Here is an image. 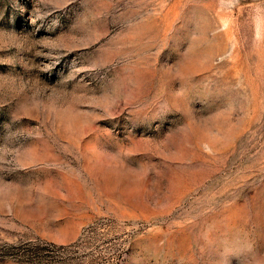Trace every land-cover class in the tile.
I'll list each match as a JSON object with an SVG mask.
<instances>
[{
  "label": "rangeland",
  "instance_id": "rangeland-1",
  "mask_svg": "<svg viewBox=\"0 0 264 264\" xmlns=\"http://www.w3.org/2000/svg\"><path fill=\"white\" fill-rule=\"evenodd\" d=\"M0 264H264V0H0Z\"/></svg>",
  "mask_w": 264,
  "mask_h": 264
}]
</instances>
